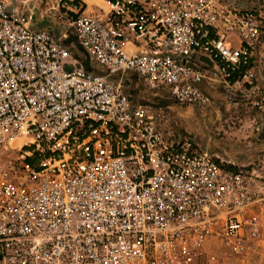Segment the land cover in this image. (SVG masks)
Here are the masks:
<instances>
[{
    "label": "built area",
    "instance_id": "2783aa9c",
    "mask_svg": "<svg viewBox=\"0 0 264 264\" xmlns=\"http://www.w3.org/2000/svg\"><path fill=\"white\" fill-rule=\"evenodd\" d=\"M263 71L264 10L0 0V264H209L210 238L247 253L264 236V156L216 161L126 85L197 109L215 85L264 124Z\"/></svg>",
    "mask_w": 264,
    "mask_h": 264
},
{
    "label": "rangeland",
    "instance_id": "374dc122",
    "mask_svg": "<svg viewBox=\"0 0 264 264\" xmlns=\"http://www.w3.org/2000/svg\"><path fill=\"white\" fill-rule=\"evenodd\" d=\"M226 2L238 9L264 10V0ZM75 56L82 64L88 60L82 49L75 52ZM69 68L73 69L75 65L72 64ZM91 68L100 69L94 62H91ZM262 75L261 85L264 86V71ZM127 79L134 82L131 75ZM203 88L210 104L202 109L191 104L163 100L160 96L165 97V90H159L156 96L147 89L144 81L138 82L135 87L136 101H145L153 107L152 112L155 115L163 113L166 116V122L161 123L163 130L168 128L176 133L192 135L194 142L212 154L218 162H230L237 167L252 161L259 153H264V124L259 113L236 108L233 102L225 99L218 86L205 85ZM131 93L134 92L129 90L128 94ZM206 250L210 257H215L209 264H264V236L254 242L247 253L240 256L228 255L227 249L212 238L209 239Z\"/></svg>",
    "mask_w": 264,
    "mask_h": 264
},
{
    "label": "water",
    "instance_id": "95a60500",
    "mask_svg": "<svg viewBox=\"0 0 264 264\" xmlns=\"http://www.w3.org/2000/svg\"><path fill=\"white\" fill-rule=\"evenodd\" d=\"M32 8H33V17H32V20H33V22L35 23V27L36 28H38V29H43V28H48V30L51 32V34H56V38L58 39L59 38V36H58V33L57 32H55L54 31V33L52 32V28H51V22H49V21H41V20H39L38 18L40 17V9L39 8H37V7H34V6H31ZM202 61H206V59H202ZM198 66H200L202 69H204V70H206V71H213L212 70V64L211 63H209V65L208 66H202L201 64H199V63H196ZM84 67H85V69H87V70H90V71H92L93 72V70H92V68H91V64H90V61H88L87 60V62L84 64ZM133 78H134V82H137L138 81V79H137V77L135 76V75H133ZM134 84V83H133ZM222 91V93L224 94L225 93V91L222 89L221 90ZM130 96H131V98H132V100H133V103L135 104V105H139V106H142V107H144V106H148V107H150L151 109L153 108L149 103H147V102H145V101H142V102H137L136 101V93H131L130 94ZM188 138H190V139H193V137H192V135H190V134H187V133H184ZM194 140V139H193ZM257 156H264V153H259Z\"/></svg>",
    "mask_w": 264,
    "mask_h": 264
},
{
    "label": "flooded vegetation",
    "instance_id": "af4514ba",
    "mask_svg": "<svg viewBox=\"0 0 264 264\" xmlns=\"http://www.w3.org/2000/svg\"><path fill=\"white\" fill-rule=\"evenodd\" d=\"M231 2H232V3H234V2L236 3V0H231ZM126 87H127V89L131 90L132 92H134V93L136 92V89H135L136 86H132L130 82L127 83ZM160 98L163 99V100L166 99V100H168V101H173V100L170 98V96H169L168 93H166L165 97H163V96L161 97V96H160ZM173 102H174V101H173Z\"/></svg>",
    "mask_w": 264,
    "mask_h": 264
},
{
    "label": "trees",
    "instance_id": "16d2710c",
    "mask_svg": "<svg viewBox=\"0 0 264 264\" xmlns=\"http://www.w3.org/2000/svg\"><path fill=\"white\" fill-rule=\"evenodd\" d=\"M98 72H100V70H98Z\"/></svg>",
    "mask_w": 264,
    "mask_h": 264
}]
</instances>
